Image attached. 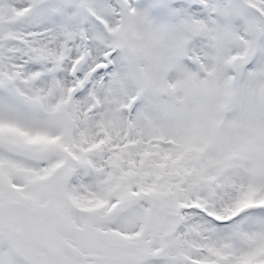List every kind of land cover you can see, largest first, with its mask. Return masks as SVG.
I'll return each instance as SVG.
<instances>
[{"label":"snow or ice","instance_id":"1","mask_svg":"<svg viewBox=\"0 0 264 264\" xmlns=\"http://www.w3.org/2000/svg\"><path fill=\"white\" fill-rule=\"evenodd\" d=\"M0 264H264V0H0Z\"/></svg>","mask_w":264,"mask_h":264}]
</instances>
